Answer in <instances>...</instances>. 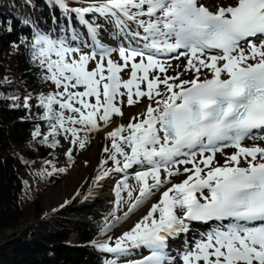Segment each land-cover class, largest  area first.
Listing matches in <instances>:
<instances>
[{
    "label": "snow or ice",
    "instance_id": "6c2138e0",
    "mask_svg": "<svg viewBox=\"0 0 264 264\" xmlns=\"http://www.w3.org/2000/svg\"><path fill=\"white\" fill-rule=\"evenodd\" d=\"M46 4L60 13L52 29L21 39L54 86L37 98L48 124L42 143L56 147L63 136L83 150L89 134L123 116L125 97L127 106L145 102L105 134L93 183L121 174L116 204L127 211L113 213L101 234L159 197L129 230L93 242L111 255L104 264H264V147L244 145L264 141V0H231L215 11L199 0ZM173 60L183 64L173 68ZM175 176L184 178L173 183Z\"/></svg>",
    "mask_w": 264,
    "mask_h": 264
},
{
    "label": "trees",
    "instance_id": "16d2710c",
    "mask_svg": "<svg viewBox=\"0 0 264 264\" xmlns=\"http://www.w3.org/2000/svg\"><path fill=\"white\" fill-rule=\"evenodd\" d=\"M54 14L60 15L53 13L46 0H0V235L12 229L0 239V264H104L106 258L112 257L96 251L92 240L102 236L101 229L106 221H112L113 213L122 217L127 206L122 202L117 210L115 180L110 206L74 229L73 244L65 243L68 232L57 229L58 220L40 218L33 225L17 228L23 217L21 209L36 206L38 186L49 185L59 172L47 170L53 158L52 147L41 142L48 124L40 119L43 109L38 106L37 98L51 91H44L46 82L31 59V49L21 43L24 37L30 40L36 29L51 30ZM29 96L30 107L25 108L24 99ZM37 129L41 137L33 136ZM64 155L69 162L66 152ZM21 169L34 172V184L30 188L26 184L22 186ZM122 195L126 197V193ZM81 197L76 196L67 204H75ZM23 200L30 203L22 205ZM65 207L58 210L59 215L64 214Z\"/></svg>",
    "mask_w": 264,
    "mask_h": 264
},
{
    "label": "rangeland",
    "instance_id": "374dc122",
    "mask_svg": "<svg viewBox=\"0 0 264 264\" xmlns=\"http://www.w3.org/2000/svg\"><path fill=\"white\" fill-rule=\"evenodd\" d=\"M200 2L209 6L212 9H215L217 5L226 6L227 3H229V2L223 1V2H220V4H217V3L211 2V0H200ZM70 3H71V0H70ZM106 42L109 44L113 43L112 44L113 46H115L116 44V41H112V40L106 41ZM85 50L87 51V49ZM113 59L114 60L117 59L115 54L113 55ZM172 62H178V61L173 60ZM176 65H178V63H175V65H173V68H175ZM174 74L175 72L172 69H170L169 75H174ZM121 75L125 80L128 79L129 78L128 70H125V72L121 73ZM53 87L54 86H51L49 83L46 82L43 88H44V91H53ZM144 103L145 102L135 104L133 106H127L126 97H125V103H124V106L122 107L123 116H114L112 118L109 128L103 129L100 132L89 134L88 143L83 150L79 149L78 147L71 146L69 143V140L64 139L63 136L56 137V139L59 140V144L56 147H52L51 149V154L53 158L51 159L52 162L49 163V167L47 170H49L50 172H53V166L50 167L51 164H53L55 166V169H57L58 171L59 169H64V171H59L58 173H56L55 174L56 179L55 178L50 179L49 185L45 187L41 185L38 186V199L36 200V206H30L28 208H26L27 206H24L23 209H21L23 211V217L20 220L19 224L17 225V228L21 229L23 226H27L29 224L33 225L35 222L41 219L42 220H56V221L58 220L60 225L57 226V229L65 230L68 232V236L66 238L65 243L73 244V242L75 241L74 229L76 226H79L80 224L79 225L74 224L72 226H69L68 223L63 221L60 217L61 216L70 217L71 213L74 214V212L67 210V207L71 206L67 203L73 200L76 196H79V195L83 196L85 193L88 194L86 198L88 199L94 186L96 185L93 183V181H94L95 176L98 174L97 169L99 166V162L105 156L102 149H103V146L109 144V141L106 140L105 137L101 141H99V139L102 137L101 135L105 133L106 131L111 130L112 127H115L114 125L116 122L123 123V122L130 120L132 117L136 116L144 108ZM101 127L103 128L102 124H101ZM98 142H100L101 144V146L99 147L100 159L96 162L92 159H89L87 155H88V152L91 150L92 146L98 144ZM33 147H34V144H33ZM33 147L29 150V152L31 153L33 152L32 151ZM70 147L73 148L72 155L75 156L74 163L65 161L64 153ZM230 151L234 152V149H231ZM223 156L224 155L217 153L216 160L219 161L220 163H223L224 162V159H222ZM183 167L184 166H181V171H183ZM77 170H79V173L77 175L78 177L74 175L75 171ZM21 173L22 174H21L20 179H21L22 186L24 187V185L26 184L27 187L30 188L31 184L32 185L34 184V180H33L34 172L28 171L27 169H21ZM120 175L121 174L119 173H113V177L111 178L112 180H110L109 182L110 183L109 184V197L106 200V205L104 206V208H101L96 213H92V214L91 212H87L85 213L86 215L83 217L81 214V218L83 219L84 223L88 221L90 216H97L103 211H106L108 209V207L110 206V199H111L110 192L112 189V185L114 181L117 180ZM180 178H184V177L183 176L172 177V182L175 183ZM129 183L133 184L134 181L129 180ZM157 194L153 196L152 198L156 197ZM26 203H30V202L27 200L21 201L22 205ZM64 206H66L64 214L59 215L58 210L63 208ZM141 208H139L136 212H134L128 218V220L133 215H135ZM125 211H127V206L123 210L121 218H123ZM36 212L39 213L38 217H36L37 216ZM56 216H59V218H57ZM126 221L112 228L111 231H109L106 235H102L101 237L94 239L92 241L93 242H103V241L108 240L109 236L115 239V237L122 234L118 232V228L121 227ZM10 231H12V229H6L5 231H3V234L0 235V239L2 240L5 236H8ZM174 250L175 249H173V251Z\"/></svg>",
    "mask_w": 264,
    "mask_h": 264
},
{
    "label": "bare ground",
    "instance_id": "6f19581e",
    "mask_svg": "<svg viewBox=\"0 0 264 264\" xmlns=\"http://www.w3.org/2000/svg\"><path fill=\"white\" fill-rule=\"evenodd\" d=\"M223 1H226L229 3L231 2V0H218V1L217 0H213V1L211 0V2L217 3V4H220V2H223ZM229 3H227V4H229ZM105 39H106V41L112 40V39H108L107 37ZM175 63H178V65H182L183 61L172 62V65H175ZM128 122H129V120L126 122H123V123L116 122L114 126H117L119 124H127ZM106 132L101 135L102 137L99 139V141H101L105 137ZM256 143H258L260 146L264 147V141H262V140L252 141V142H250V141L244 142V145L247 146L248 144H256ZM100 146H101L100 142H98V144H96V145H93L91 150L88 152L87 157L89 159H92V160L97 162L100 159V149H99ZM231 149L232 148H226V149H224V152L227 154H231V153H233L230 151ZM218 154H221V153H218ZM222 159H225V157L223 156ZM78 173H79V170L75 171L74 175L77 176ZM112 177H113V174L110 175L108 178L100 181L99 185L94 186L89 198L83 202V203H85L84 207H83V210L85 212L82 210L84 212V214L87 213L88 211L91 213H96L99 209L104 208V206L106 205V200L109 197V184H110L109 182H110V180H112L111 179ZM182 179L183 178H180L176 182H179ZM158 197H159V194H157L156 197L149 200L148 203L145 204L135 215H133L121 227L118 228V232L123 233L124 231L129 230L147 212L151 203H154L157 201ZM80 211L81 210H79V208L74 209V211H73L74 214H71L70 218L66 222V223H68L69 226H72L74 224V221L79 220L81 218V216L79 214Z\"/></svg>",
    "mask_w": 264,
    "mask_h": 264
},
{
    "label": "water",
    "instance_id": "95a60500",
    "mask_svg": "<svg viewBox=\"0 0 264 264\" xmlns=\"http://www.w3.org/2000/svg\"><path fill=\"white\" fill-rule=\"evenodd\" d=\"M87 195H88V194L85 193V194L80 198V200H79L76 204L71 205L72 207H71V206H68V207H67V210H70L71 212H73L75 208H79V210L82 211V210H83V207H84V204H85V203H83V202L86 200ZM81 211L79 212L80 216H81V214H82V217L85 216V215H86V214H84L85 211H84V210H83L84 212H83V211L81 212ZM88 212H89V211H88ZM71 214H72V213H71ZM91 214H92V213H91ZM60 218H61L63 221L67 222V220H68L70 217H67V216H61ZM74 224H78V225L80 224V225H82V224H84V221L80 218L79 220L74 221ZM74 224H73V225H74ZM80 225H79V226H80ZM76 227H78V226H76ZM76 227H75V228H76ZM101 253H102V252H101Z\"/></svg>",
    "mask_w": 264,
    "mask_h": 264
}]
</instances>
